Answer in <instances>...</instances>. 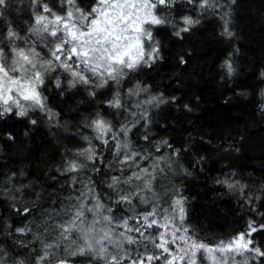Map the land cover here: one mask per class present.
Instances as JSON below:
<instances>
[{
	"label": "trees",
	"instance_id": "1",
	"mask_svg": "<svg viewBox=\"0 0 264 264\" xmlns=\"http://www.w3.org/2000/svg\"><path fill=\"white\" fill-rule=\"evenodd\" d=\"M42 3L63 11V0ZM76 3L87 11L95 0ZM210 3L214 6L201 9L200 0L180 1L160 13L171 23L152 28L161 59L151 66L100 88L56 87L47 76L40 91L54 115L19 117L13 111L0 118V264H37L44 244L59 241L56 225L70 218L66 213L75 211L77 197L89 188L112 209L114 219L122 217L118 192L108 185L113 176L127 179L138 168L120 164L122 155H116L111 136L108 145L95 136L90 126L98 117L112 125L113 133L121 126L131 128L127 137H118L129 144L125 151L167 159L159 163L152 188L166 195L162 203L175 194L183 198L184 223L198 241L226 242L247 231L249 221L264 224V0ZM38 11L32 0H7L0 8V40L9 27L25 35ZM184 16L199 23L178 37ZM226 26L231 36L225 34ZM226 61L232 64L231 74ZM141 88L147 91L128 94ZM117 93L120 109L107 103ZM152 97L158 99L144 103ZM83 147L94 148L99 159L79 157L76 150ZM70 161L84 167L65 171ZM125 187L119 186L129 190ZM89 203L95 201L88 197L86 207ZM24 208L30 212L25 214ZM252 239L264 250V231ZM66 247L60 243L51 251L64 258ZM68 260L95 264L82 256Z\"/></svg>",
	"mask_w": 264,
	"mask_h": 264
},
{
	"label": "snow or ice",
	"instance_id": "2",
	"mask_svg": "<svg viewBox=\"0 0 264 264\" xmlns=\"http://www.w3.org/2000/svg\"><path fill=\"white\" fill-rule=\"evenodd\" d=\"M6 3L7 0H0V8L6 6ZM32 3L39 11L34 15V24L29 31L38 40H50L51 59L40 61V53L35 47L37 41H33L27 48L16 46L15 41L21 37L11 27L7 29L4 37L7 43L0 41V118L13 113L14 109L16 116H27L28 108L22 101L30 102L29 107L44 110L46 98L41 95L39 89L44 84L45 75L54 70V67L62 68L71 74L73 79L69 83L72 87H75L76 83L91 84L96 79L100 81L96 87L100 88L109 81L119 83L128 72L141 66H151L161 57L159 44L153 39L150 29L171 23L156 15V10L169 7L173 0H95L87 11L79 7L76 0H63L67 6L64 15H58L47 3H42V0H32ZM213 6L210 0H200L201 9ZM182 20L185 27L175 32L178 37L182 32L189 31L190 26L199 23V20L190 16H184ZM227 23L225 20V25ZM224 32L227 36L232 35L227 26ZM145 43L148 45L147 49ZM180 62H185L183 57ZM225 65L231 74L232 64L226 61ZM60 86L61 81L57 79L56 87ZM140 91L147 89H129L128 94L138 95ZM90 94L95 95V92ZM157 99L152 97L144 103L150 104ZM107 103L112 108L123 107L118 93ZM142 115L146 118V114ZM31 123L35 124L36 121L32 120ZM91 127L97 132V138L104 145H108L109 138L106 137L113 133L112 125L98 117L92 121ZM130 131V127L121 126L110 139L115 145L116 155H122L120 164L128 167L136 165L138 171H133L123 180L120 176H113L108 187L118 192L117 204L132 205L134 199L149 204L144 192H152V180L155 177L148 168H140L137 163L148 157L125 151L129 149V144L118 139L120 135L127 137ZM11 138L9 135V139ZM144 139L147 140L148 137L145 136ZM79 155L85 156L89 161L99 159L92 147L84 149ZM82 167L84 165L70 161L65 171L76 172ZM134 181L141 182L143 187L134 184ZM121 184L132 186V190L124 191L119 188ZM228 186L231 188L234 185ZM88 197L95 203H89L86 207L85 201ZM77 200L80 202L74 206L75 211L69 210L66 213L70 218L65 223L56 225L60 230L59 241L44 244L43 254L39 256L37 264H51L50 256L57 259L55 251L51 250L58 249L63 242H67L66 255L57 259V264H69L68 257L76 256L86 257L95 264H100V261L104 264H203L204 261L209 264H237L236 256H244L245 253H251L253 260H264V250L252 239L254 233L264 231V224L256 226L254 221H249L247 231L238 233L227 243L221 241L217 245H208L190 235L188 227L184 226V200L179 196L171 202V210H161L157 204L151 206L150 211L121 218L118 223L114 221L113 216L102 214L104 211L111 213L112 209L105 208L92 188L82 192ZM23 212L27 214L30 209L24 208ZM86 213L93 216L87 225ZM101 224L103 227L97 228V225ZM113 225L123 231L115 233ZM154 228L156 233H150L149 230ZM16 231L25 233L30 229L18 228ZM73 233L78 234L82 244L77 245L76 240L71 239ZM145 241L157 251L148 252ZM73 245H76L74 249ZM109 245L114 251H109ZM125 245H143L144 250L141 251L139 247L126 248ZM19 264H23V261ZM242 264H249L247 257Z\"/></svg>",
	"mask_w": 264,
	"mask_h": 264
},
{
	"label": "rangeland",
	"instance_id": "3",
	"mask_svg": "<svg viewBox=\"0 0 264 264\" xmlns=\"http://www.w3.org/2000/svg\"><path fill=\"white\" fill-rule=\"evenodd\" d=\"M180 1H189V0H173V3L172 4L177 3V2H180ZM61 8L63 9V11H62V13H57L58 15H64L65 11L67 10V6L64 3L62 4V7ZM163 10L165 11V10H167V8H164V9L158 8L156 10V15L160 16V13H162ZM33 24H34V20H33V23H32V25L30 27H32ZM152 28L150 29L151 31H152ZM0 41H3V43H7V41L4 40V39L3 40H0ZM33 41H37L35 47H36V51L40 53V57H39L40 61L43 62L44 60L51 59V57L49 55V47L51 46L50 40H38V38L36 36H34L29 31V29L26 32V34L21 37V39L15 41V45L18 46V47L27 48L28 45L31 44ZM46 45H48V47H46ZM147 47H148V45H147V43H145V48L147 49ZM5 51H7V49H5ZM10 59H11V57H9V60ZM47 76L50 77V78H52L54 84H56V80L59 79L61 81V84L64 83L66 85H70L69 82L73 79V77L71 76L70 73L65 72L62 68H59V67H54V70L49 71L45 75V79L48 78ZM98 83H100V81L94 79V82L91 83V84H82V83H76V84L88 85V86H90V88H93ZM40 88H41V86H40ZM41 95H42V92H41ZM22 103L24 104V106L26 108H28V114L29 113H32V112H37L38 114H40L43 117H48L49 116V113L50 112L48 111V109L46 107V104H45V109L44 110H41L39 107H34V108L33 107H29V103L30 102L22 101ZM44 103H45V101H44ZM13 111H16V109H14ZM90 128L93 130V133L97 137L98 134L95 131V129L93 127H91V126H90ZM110 136H112V133H109L106 138H109ZM86 148L87 147H83L81 149L76 150V154L79 157H81V155H79V153L82 152ZM82 157H84L86 159L85 156H82ZM153 158L151 160H149V159L139 160L137 163L139 164L140 168H148L149 169V172L152 173V175L155 178H157V172L160 169L159 166H161V164H159V163H161L163 161H167V159L164 158V157H162V156H157L154 159ZM136 171H138V170H136ZM131 173H130V175H131ZM134 184H140V186L143 187V185L139 181H134ZM125 186H126L125 189H129V190H125V191H131L132 190V186H130V185H125ZM144 195L149 200V204H143L139 200H136V199L133 200L132 205H125V204H123V206H122L123 210L122 211L124 213L122 212V214H120V215H122V217H118V218L114 219V221L116 223H118L121 218H126L128 215H136V214L144 213L146 211H150L151 210V206H155L157 204L159 205V208L161 210H163V209H169V210H171L170 209L171 202L175 198L178 197L177 194H175L174 196L172 195L170 201H168L167 203H162L161 201L163 199L166 201V195L161 194V192L155 190V188H152V192L145 191L144 192ZM118 210H120V209H118ZM102 214L103 215H110L106 211H104ZM87 218H88V220H86V225L91 222L93 216L92 215H89ZM131 223L132 222L130 221V224ZM184 226L186 227L185 223H184ZM100 227H103V224L97 225V228H100ZM113 227L115 228V225H113ZM120 231H123V229L122 228H115V233H118ZM156 231L157 230L155 228L149 230V232L150 233H153V234H155ZM132 235H137V234L132 233ZM71 239L76 240V244L77 245H80V244L83 243V241L81 239H78V234L77 233H73ZM228 241H226L225 243H227ZM144 243L147 244V251L148 252L152 253V252L157 251L147 241H145ZM219 243H217V244H219ZM61 244L66 245L67 242H63ZM217 244H212V245H217ZM208 245H210V244H208ZM75 247H76V245H73L72 246V249H74ZM108 247H109V251H114V249L112 248L111 245H109ZM125 247L126 248H131V249H136L137 247H139L141 251L144 250V246L143 245H125ZM72 249H69V250H72ZM245 257L248 258L249 264H258L259 259L253 260L251 253H245L244 256L237 255L236 256V262H237V264H242V261L245 259ZM51 264H57V259H55L53 262H51ZM69 264H71V262H69ZM100 264H104V262L103 261H100ZM203 264H209V262L204 261ZM230 264H231V262H230Z\"/></svg>",
	"mask_w": 264,
	"mask_h": 264
}]
</instances>
